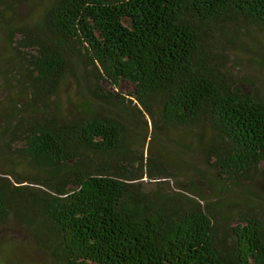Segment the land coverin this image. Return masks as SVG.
<instances>
[{
    "label": "trees",
    "instance_id": "16d2710c",
    "mask_svg": "<svg viewBox=\"0 0 264 264\" xmlns=\"http://www.w3.org/2000/svg\"><path fill=\"white\" fill-rule=\"evenodd\" d=\"M232 17L264 31V0H46L9 25L10 74L26 96L2 126L37 175L0 164V224L13 209L30 225L45 255L32 264H264V215L223 196L264 171V93L219 64L210 34ZM66 77L85 87L67 110L56 101ZM127 113L153 129L208 128L216 192L145 187L144 175L163 183L172 169L131 147Z\"/></svg>",
    "mask_w": 264,
    "mask_h": 264
},
{
    "label": "rangeland",
    "instance_id": "374dc122",
    "mask_svg": "<svg viewBox=\"0 0 264 264\" xmlns=\"http://www.w3.org/2000/svg\"><path fill=\"white\" fill-rule=\"evenodd\" d=\"M45 1L42 0L38 4L35 1V5L30 6V0H0V164L24 177L37 175V170L15 150L14 146L18 143L7 145L2 126L9 108L17 101L24 102L26 96L10 74V63L15 56L9 25L29 21L30 17L41 10ZM210 34L216 46L218 45L217 53L223 55L219 64L227 68L226 71L232 76L252 80L264 93V31L258 26L232 17L212 25ZM84 89L85 87L75 83L71 77H66L59 85L56 101L61 108L67 110L81 96ZM117 89L125 94L132 93L134 84L122 79ZM153 99L155 100L156 96H153ZM125 125L126 139L131 147L146 151L150 146L151 151L159 152L172 169V175L163 183L151 181L144 175L142 184L145 187L162 185L171 192L188 193L185 186L197 185L208 197L219 188L220 184L213 181L214 169L206 161L200 146L201 134L203 139L209 137L208 128L164 123L153 129L150 119L140 113H127ZM260 165L263 167L264 161ZM223 196L225 200L232 202V209L250 204L264 215V171L253 173L243 185L234 186L233 191H224ZM0 256L4 264L44 263V252L38 246L30 225L20 219L13 209H9L0 224Z\"/></svg>",
    "mask_w": 264,
    "mask_h": 264
}]
</instances>
